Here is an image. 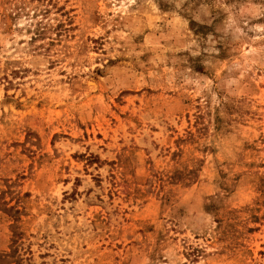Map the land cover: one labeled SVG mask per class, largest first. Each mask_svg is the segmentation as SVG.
<instances>
[{"label":"rangeland","instance_id":"rangeland-1","mask_svg":"<svg viewBox=\"0 0 264 264\" xmlns=\"http://www.w3.org/2000/svg\"><path fill=\"white\" fill-rule=\"evenodd\" d=\"M0 264H264V0H0Z\"/></svg>","mask_w":264,"mask_h":264}]
</instances>
